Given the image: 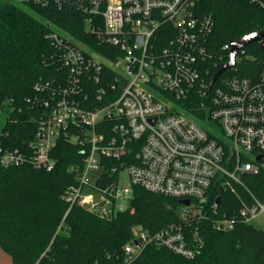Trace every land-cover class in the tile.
I'll return each instance as SVG.
<instances>
[{
    "label": "built area",
    "instance_id": "2783aa9c",
    "mask_svg": "<svg viewBox=\"0 0 264 264\" xmlns=\"http://www.w3.org/2000/svg\"><path fill=\"white\" fill-rule=\"evenodd\" d=\"M12 1L80 13L86 35L108 52L49 23L59 74L35 84L34 102L42 108L35 138L24 148L1 139L0 162L52 170L58 140L69 139L82 146L84 163L77 183L66 189L68 211L102 201L114 212L126 210L134 186L190 199L181 222L155 232L138 230L124 254L128 263L157 245L194 258L203 238L191 225L202 218L216 178L229 186L264 167V67L256 78L224 75L245 56L242 47L209 91L229 56L221 65L212 57L208 39L214 21L200 11V0ZM254 1L264 8V0ZM226 48L230 54V43ZM194 93L209 96L204 118L181 104ZM1 107L8 103L1 100ZM124 172L128 183L121 184ZM107 175L105 187L96 183ZM261 214L264 201L257 198L240 211L247 222ZM216 224L232 228L234 218L225 215Z\"/></svg>",
    "mask_w": 264,
    "mask_h": 264
},
{
    "label": "trees",
    "instance_id": "16d2710c",
    "mask_svg": "<svg viewBox=\"0 0 264 264\" xmlns=\"http://www.w3.org/2000/svg\"><path fill=\"white\" fill-rule=\"evenodd\" d=\"M199 6L202 13L213 18L208 45L220 65L228 59L226 45L232 40L264 31V8L254 0H200ZM25 7L12 0H0V93L10 110L0 142L2 139L12 148H24L35 138L42 111L34 102L35 84L59 74L53 58L55 49L47 37L49 23L108 52L86 35L80 13ZM245 49V56L224 75H259L264 67V36ZM208 100L209 96L194 93L181 104L204 118L202 106ZM82 150L79 144L62 137L54 148L57 164L52 170L30 163L5 166L0 162V246L13 264H264V229L240 215L255 198L264 201V167L258 174H242L241 182L233 181L229 186L224 178H216L202 207V218L191 225V229L199 228L203 238L194 258L148 245L126 263L124 247L136 232H155L181 222L185 204L180 197L134 186L126 210L114 212L102 201L94 208L74 205L68 211L65 193L78 181L84 163ZM108 180L110 175L96 183L105 187ZM218 195L221 203L215 206ZM225 215L234 218L232 228L216 224ZM191 229H185L186 233Z\"/></svg>",
    "mask_w": 264,
    "mask_h": 264
},
{
    "label": "water",
    "instance_id": "95a60500",
    "mask_svg": "<svg viewBox=\"0 0 264 264\" xmlns=\"http://www.w3.org/2000/svg\"><path fill=\"white\" fill-rule=\"evenodd\" d=\"M264 36V31H255V32H252V33H249L245 36H243L242 38H240L239 40H232L230 42V54H229V61L224 63L218 70L217 72L215 73L213 79L211 80L210 82V85H209V91L212 87V85L214 84V82L216 81V79L221 75V73L228 69V68H231L234 63H235V57L237 55V52L240 48L242 47H246L254 42H258V41H261L262 38ZM1 100H2V95L0 93V112L3 111V108L1 107ZM223 192V187L221 186L220 187V193ZM183 204L185 205H189L191 203V200L190 199H183L182 200ZM221 203V195H218L217 198H216V204H220ZM138 244V242H136ZM139 245V244H138Z\"/></svg>",
    "mask_w": 264,
    "mask_h": 264
},
{
    "label": "rangeland",
    "instance_id": "374dc122",
    "mask_svg": "<svg viewBox=\"0 0 264 264\" xmlns=\"http://www.w3.org/2000/svg\"><path fill=\"white\" fill-rule=\"evenodd\" d=\"M17 3L16 1H14ZM22 7H25V5H21L20 3H17ZM27 8V7H25ZM31 13L33 11L29 10ZM10 115V110L8 108L3 109L2 112H0V131L4 129L6 126V123L8 121ZM121 184L128 183V176L126 172L122 174ZM257 227L264 229V214L259 215L257 218H255L252 221ZM0 264H13L11 256L0 246Z\"/></svg>",
    "mask_w": 264,
    "mask_h": 264
}]
</instances>
